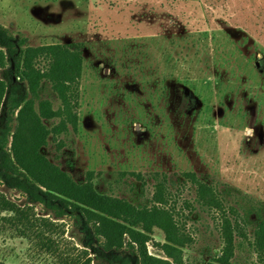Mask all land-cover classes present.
Listing matches in <instances>:
<instances>
[{"label":"rangeland","instance_id":"374dc122","mask_svg":"<svg viewBox=\"0 0 264 264\" xmlns=\"http://www.w3.org/2000/svg\"><path fill=\"white\" fill-rule=\"evenodd\" d=\"M0 24L24 46L63 44L82 57L73 85L77 125L42 118L41 154L77 182L150 205L165 181L169 206L188 214L184 264H206L221 250L220 210L198 207L182 172H195L223 197L232 216L264 204V0H0ZM40 68L46 60L40 59ZM40 101H61L43 82ZM0 264H68L81 255L70 217L56 219L0 184ZM174 200V202H173ZM183 200L192 207L185 208ZM24 222V221H23ZM28 228V229H27ZM26 229V230H25ZM147 250L165 242L153 227ZM47 243L43 246L42 243ZM237 244L239 242L236 241ZM50 245V246H49ZM233 264H262L237 246Z\"/></svg>","mask_w":264,"mask_h":264},{"label":"trees","instance_id":"16d2710c","mask_svg":"<svg viewBox=\"0 0 264 264\" xmlns=\"http://www.w3.org/2000/svg\"><path fill=\"white\" fill-rule=\"evenodd\" d=\"M40 59L47 62L44 69L37 63ZM81 63V54L66 45L24 46L23 39L0 24V184L24 197L27 207L40 205L56 219H72L83 249L68 264H184L183 248L192 242L184 221L190 210L185 214L174 204L169 206L171 196L164 180L155 183L150 205H137L98 191L91 172L84 182L73 181L41 154L47 136L60 130L59 126L47 129L42 118L58 116L63 127L65 122L77 125L73 85L80 77ZM43 82L50 83L61 101L55 111L45 101H40L38 111L34 109L32 98L38 97ZM182 176L179 187L190 184L198 207L221 212L223 245L206 264H233L236 247L243 243L264 264V204L255 208L259 216L253 222L251 209L240 215L231 207L229 216L212 184L195 172L185 171ZM182 203L192 207L187 200ZM0 204L3 210L19 213L21 224L28 223L24 210L14 202L3 196ZM153 227L165 234V242H153L162 256L147 250Z\"/></svg>","mask_w":264,"mask_h":264}]
</instances>
